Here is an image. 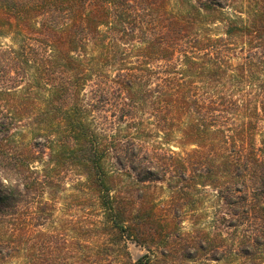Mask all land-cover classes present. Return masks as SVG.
<instances>
[{
  "label": "trees",
  "instance_id": "16d2710c",
  "mask_svg": "<svg viewBox=\"0 0 264 264\" xmlns=\"http://www.w3.org/2000/svg\"><path fill=\"white\" fill-rule=\"evenodd\" d=\"M262 123L264 0H0V264H256Z\"/></svg>",
  "mask_w": 264,
  "mask_h": 264
},
{
  "label": "rangeland",
  "instance_id": "374dc122",
  "mask_svg": "<svg viewBox=\"0 0 264 264\" xmlns=\"http://www.w3.org/2000/svg\"><path fill=\"white\" fill-rule=\"evenodd\" d=\"M264 127V123H262ZM19 139L21 141H24L25 143H29L31 140V132L27 128L20 127L17 129ZM156 189H153V191L156 193V200H157V207L158 209H162L166 206V192L164 190L163 184H155ZM151 190V189H150ZM220 203L217 201L207 202L204 203L202 206L193 208V207H187L186 211L189 215H198L201 216L200 219L202 220L203 228L206 229V223H209L212 220V217H216V215H220L219 211ZM186 219L183 221V223L180 225L177 230L179 233L187 235L189 237L193 236L195 237V226L192 225V218L191 216L185 217ZM219 228H222L221 224H217ZM206 231L212 235L214 232L221 233L224 241V245L219 249L217 253H214L213 251L206 252V254H200L197 258L188 259L183 261V264H241L243 261L247 262L249 259L244 258L243 256L236 255L235 252H237L239 245L237 244V240L242 234V231L238 229L237 231H231V230H218V229H206ZM227 234H226V233ZM128 250L130 252V255L132 259H136L138 256L143 254L145 251L133 244L128 243ZM211 257H215V259L220 260H213ZM260 258L256 259V264H264V257L259 256Z\"/></svg>",
  "mask_w": 264,
  "mask_h": 264
}]
</instances>
